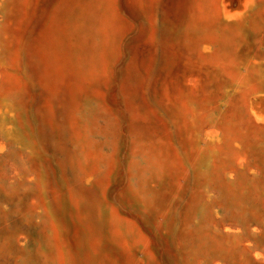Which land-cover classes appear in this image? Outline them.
I'll return each instance as SVG.
<instances>
[{
	"label": "bare ground",
	"instance_id": "1",
	"mask_svg": "<svg viewBox=\"0 0 264 264\" xmlns=\"http://www.w3.org/2000/svg\"><path fill=\"white\" fill-rule=\"evenodd\" d=\"M229 15L237 18L229 21L225 18ZM0 17V52L10 69L2 71L0 79L20 87L36 80L46 92L45 113L60 138L66 133L81 137L80 131L93 122L91 116L104 114L105 124L114 134L111 144H116V134L125 127L117 129V123L110 119V109L98 102L104 98L102 91L109 82L114 95L121 97L120 109L126 113L123 122L127 121L128 127L137 114L147 118V124L153 123L152 119L159 123L155 125L158 129L145 126L137 132L146 137L140 146L152 165L149 181L139 185L144 207L162 205L166 188L179 193L183 186L178 184V177L185 176L183 162L171 143V132L158 116V108L150 103L152 99L163 96L167 101L160 109L177 121L176 133L185 151L194 134L187 122L198 126L206 106L211 109L213 103L220 108L215 115L218 126L213 127V131H220V138L214 144L205 139L206 147L213 146L229 156L235 150L255 152L247 143L251 137L264 140V0H255L253 7H246L245 0H0ZM187 74L192 79L186 85L182 80ZM20 77H25V84ZM87 88L96 108L90 109V116L84 113L88 118L83 115L84 123L79 124L75 110L82 99H87L83 95ZM52 101L62 107L60 127L54 126ZM23 103L19 99L12 102L8 117L24 115ZM24 126L22 131L27 134ZM59 140L52 139L54 149ZM83 148L89 150L90 146L83 143ZM40 150L33 143L36 155ZM69 156L63 148L57 163L68 162L74 170L82 171V162ZM197 161L193 159V164ZM93 168L89 166V170ZM41 169L45 171L40 170L43 178L46 169ZM154 171L162 176L156 187L150 181ZM202 171L211 172L209 182L217 180L213 164L205 165ZM112 173L110 158L108 167L95 179L73 190L66 186L63 201L58 192H52L51 206L44 216L50 229L44 247L49 250V264H141L132 249L136 242L147 260L142 264L153 263L152 246H158L156 242L137 220L121 215L107 198ZM222 186V202L237 207L246 202L241 185L231 190ZM120 189L130 205L134 196L131 190L125 184ZM238 214L244 221V212ZM62 219L72 224L68 243L58 229ZM171 227L159 237L161 241H176L174 250L181 254L186 234ZM190 235H196L191 241L194 253L207 245L215 248L222 244L208 231Z\"/></svg>",
	"mask_w": 264,
	"mask_h": 264
},
{
	"label": "rangeland",
	"instance_id": "2",
	"mask_svg": "<svg viewBox=\"0 0 264 264\" xmlns=\"http://www.w3.org/2000/svg\"><path fill=\"white\" fill-rule=\"evenodd\" d=\"M6 62L0 52V73L10 70ZM17 72L20 73L19 70ZM25 77H20L23 84ZM183 77L182 83L186 85L192 79L189 74ZM160 83L162 81L158 82ZM159 89L161 91L160 85ZM102 93L104 98L98 102L110 109L113 116L110 115V119L117 123V129L126 128L121 130L123 133L116 134V144L113 145L111 137L114 134L105 124L106 115L91 116L94 117L93 122L80 131L81 137L66 133L65 137L60 138L55 133L48 113H45L46 92L37 86L36 80L20 87L13 81L2 82L0 79V264H49V250L44 247L50 229L44 216L45 210L50 209L52 192H58L63 201L67 197L66 186L73 190L78 185L95 179L100 171H105L108 167L110 158L113 160V173L107 198L115 203L121 215L137 220L142 230L156 242L158 246H152L155 254L152 264H264V140L256 141L251 137L247 143L250 148H255V152L235 150L229 156L220 154L213 146L206 147L205 139L214 144L220 138V131H213V127L218 126L215 115L220 108L216 103L212 104L211 109L205 104L207 111L203 121L194 127L191 122H187L194 134L189 137L191 142L185 151L180 145L179 134L176 133L177 121H172V114L160 109L167 101L163 96L152 99L150 103L158 108V116L166 125L167 131L171 132V143L183 162L185 176L178 177V184L183 186L179 193L173 188H166L163 204L147 208L142 205L143 194L139 185L149 181L147 177L152 165L148 162V153L140 146L146 137L137 132L146 128L145 126L155 127L159 123L152 119L153 123L147 124V118H141L137 114V119H132L128 127L125 124L127 121L123 122L126 113L120 109L123 108L121 97L117 93V96L114 95L111 82ZM83 95L87 99H82L75 110L77 119L81 121L79 124L84 123V113H89L90 116V109L96 105L88 88ZM17 99L24 102L25 110L24 115L21 114L22 118L13 119L8 117L11 114L8 111L12 102ZM221 105L219 103L220 107ZM52 106L55 108L54 126L60 127L63 123L62 107L54 101ZM23 126L27 128V134L23 133ZM155 128L154 131L157 132ZM54 138L56 141L60 139L55 149L52 144ZM33 143L41 148L40 155L33 151ZM83 143L90 146L89 150H84ZM63 148L68 150L69 157L74 156L82 162V171L74 170L73 165L68 162L61 165L57 163L58 158L62 159ZM193 159L199 160L197 165L193 164ZM210 164L217 171L216 181L209 182L211 172L202 171L205 165L210 167ZM90 165H93V170H89ZM41 166L46 169L43 178L47 184L41 177L40 170L44 171ZM161 177L154 171L150 181L156 187L161 182ZM124 184L135 196L131 198L130 205L119 193L120 186ZM238 184L245 191L246 202L242 201L239 207L222 202L219 195L221 187L224 188L222 185L231 190ZM239 211L246 215L244 221L241 220ZM61 222L58 229L62 233V240L68 243L69 237H72V224L66 223L64 219ZM170 224L174 231L176 228L186 234L183 247L181 242V254L174 250L176 241H161L159 237L167 233ZM203 231L214 234L222 244L215 248L207 245L208 248L194 253L192 242L195 234ZM190 232L195 235L194 238ZM63 244L61 247L65 248ZM225 246L229 249L228 252H225ZM132 249L141 264L147 261L139 242L133 243Z\"/></svg>",
	"mask_w": 264,
	"mask_h": 264
},
{
	"label": "clouds",
	"instance_id": "3",
	"mask_svg": "<svg viewBox=\"0 0 264 264\" xmlns=\"http://www.w3.org/2000/svg\"><path fill=\"white\" fill-rule=\"evenodd\" d=\"M255 5V0H245V6L246 7H253ZM227 20L231 21L235 18H237L236 16L234 15H229V16H226L225 17Z\"/></svg>",
	"mask_w": 264,
	"mask_h": 264
}]
</instances>
